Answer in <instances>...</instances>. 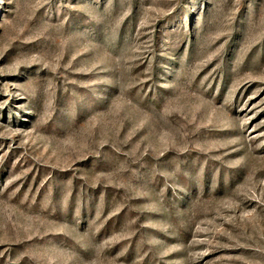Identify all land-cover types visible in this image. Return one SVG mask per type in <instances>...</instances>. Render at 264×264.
<instances>
[{"label": "rangeland", "instance_id": "374dc122", "mask_svg": "<svg viewBox=\"0 0 264 264\" xmlns=\"http://www.w3.org/2000/svg\"><path fill=\"white\" fill-rule=\"evenodd\" d=\"M0 264H264V0H0Z\"/></svg>", "mask_w": 264, "mask_h": 264}]
</instances>
